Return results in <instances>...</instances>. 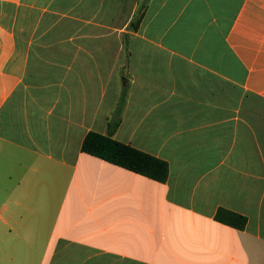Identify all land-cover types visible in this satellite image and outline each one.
I'll return each mask as SVG.
<instances>
[{
    "label": "crops",
    "instance_id": "obj_1",
    "mask_svg": "<svg viewBox=\"0 0 264 264\" xmlns=\"http://www.w3.org/2000/svg\"><path fill=\"white\" fill-rule=\"evenodd\" d=\"M137 1L0 0V264H264V0Z\"/></svg>",
    "mask_w": 264,
    "mask_h": 264
},
{
    "label": "trees",
    "instance_id": "obj_2",
    "mask_svg": "<svg viewBox=\"0 0 264 264\" xmlns=\"http://www.w3.org/2000/svg\"><path fill=\"white\" fill-rule=\"evenodd\" d=\"M144 1L146 4L147 0ZM145 4L141 12L129 22V30H137L144 15ZM117 126L118 122H115L112 129ZM81 151L159 183H164L168 177L166 162L120 143L110 136L88 133L82 142ZM215 220L237 230H243L247 223L245 217L224 209L217 211Z\"/></svg>",
    "mask_w": 264,
    "mask_h": 264
},
{
    "label": "rangeland",
    "instance_id": "obj_3",
    "mask_svg": "<svg viewBox=\"0 0 264 264\" xmlns=\"http://www.w3.org/2000/svg\"><path fill=\"white\" fill-rule=\"evenodd\" d=\"M124 2H125L124 19L126 20L127 16L131 14L130 11L134 7L135 0H124ZM144 4H145L144 0L137 1V9H136L135 16H137L141 12Z\"/></svg>",
    "mask_w": 264,
    "mask_h": 264
}]
</instances>
